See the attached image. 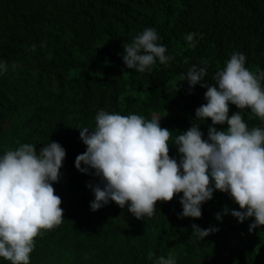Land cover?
<instances>
[{
    "label": "trees",
    "instance_id": "trees-1",
    "mask_svg": "<svg viewBox=\"0 0 264 264\" xmlns=\"http://www.w3.org/2000/svg\"><path fill=\"white\" fill-rule=\"evenodd\" d=\"M147 27L158 30L172 59L141 72L127 67L124 44ZM236 51L252 71L264 70V0H0V63L8 65L0 74V154L25 142L38 151L51 140L66 148L53 182L65 219L35 237L30 264H153L169 254L177 264H264V225L250 231L255 217L240 222L224 214L225 206L240 208L228 193L217 189L198 218L178 215L182 192L158 200L151 217L138 218L115 201L94 211L101 179L75 166L87 149L80 128H94L101 109L164 117L169 154L179 160L175 137L196 123L207 138L212 124L211 117L195 118L207 88L198 83L189 92L187 71L207 62L205 80L215 84ZM236 111L250 128L264 127L250 107L231 104L229 114ZM194 223L219 231L201 239ZM0 264L12 262L0 257Z\"/></svg>",
    "mask_w": 264,
    "mask_h": 264
},
{
    "label": "clouds",
    "instance_id": "clouds-1",
    "mask_svg": "<svg viewBox=\"0 0 264 264\" xmlns=\"http://www.w3.org/2000/svg\"><path fill=\"white\" fill-rule=\"evenodd\" d=\"M194 33L186 36L194 40ZM161 36L155 27H147L131 43L124 44L123 59L128 68L143 72L157 62L167 63V46L158 43ZM243 52H233L226 66L216 72L217 83L205 80L208 68L192 64L186 73L189 92L199 83L206 87V103L196 109L195 118L207 120V138L200 124L180 132L174 144L182 155L179 160L170 153L172 130L162 127L160 117L147 119L131 113L101 109L94 128L83 127L81 138L87 145L75 166L81 172L95 170L101 184L93 187L92 210L117 202L128 206L138 218L156 213V202L180 196L181 217H201L202 206L218 189L228 193L240 206L224 207L243 222L255 217L249 230L264 225V127H249L243 112L230 113V105L250 107L264 119V70L258 73L246 66ZM8 65L0 63V74H7ZM227 127L217 128L215 125ZM66 157V148L51 140L37 150L33 143H22L0 154V257L12 264H30L35 237L43 229H52L65 219L62 198L53 182L59 181ZM218 220L223 216L215 213ZM203 239L219 231L216 225L202 228L192 225ZM151 257V254H150ZM153 264H177L175 255H160Z\"/></svg>",
    "mask_w": 264,
    "mask_h": 264
},
{
    "label": "rangeland",
    "instance_id": "rangeland-1",
    "mask_svg": "<svg viewBox=\"0 0 264 264\" xmlns=\"http://www.w3.org/2000/svg\"><path fill=\"white\" fill-rule=\"evenodd\" d=\"M155 117H160V115H155ZM164 119V117H160V121H162Z\"/></svg>",
    "mask_w": 264,
    "mask_h": 264
}]
</instances>
